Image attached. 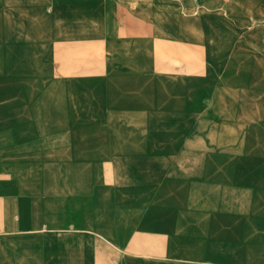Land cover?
I'll list each match as a JSON object with an SVG mask.
<instances>
[{"label": "crops", "instance_id": "obj_1", "mask_svg": "<svg viewBox=\"0 0 264 264\" xmlns=\"http://www.w3.org/2000/svg\"><path fill=\"white\" fill-rule=\"evenodd\" d=\"M242 2L0 0V264H264L253 165L206 159Z\"/></svg>", "mask_w": 264, "mask_h": 264}, {"label": "rangeland", "instance_id": "obj_2", "mask_svg": "<svg viewBox=\"0 0 264 264\" xmlns=\"http://www.w3.org/2000/svg\"><path fill=\"white\" fill-rule=\"evenodd\" d=\"M238 11V36L232 41L231 54L223 57L221 66H231L233 71L223 72L221 86L217 88L222 98L228 97L222 101L237 112L235 120L222 121L227 123L225 126L237 130L231 142L235 148L228 152L207 153L206 159L251 163L255 177L254 197L264 202V195H260L264 192V2L243 0ZM238 251L242 254L241 249Z\"/></svg>", "mask_w": 264, "mask_h": 264}]
</instances>
